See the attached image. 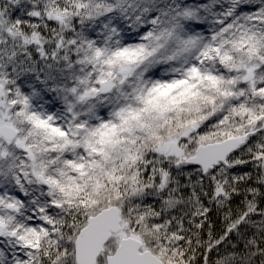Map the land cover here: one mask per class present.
<instances>
[{"label":"snow or ice","instance_id":"1","mask_svg":"<svg viewBox=\"0 0 264 264\" xmlns=\"http://www.w3.org/2000/svg\"><path fill=\"white\" fill-rule=\"evenodd\" d=\"M0 264H264V0H0Z\"/></svg>","mask_w":264,"mask_h":264}]
</instances>
